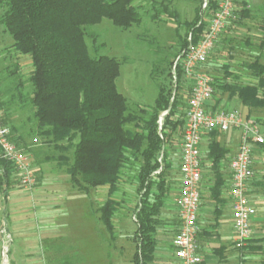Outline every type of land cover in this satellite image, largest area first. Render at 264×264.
<instances>
[{
    "label": "trees",
    "instance_id": "1",
    "mask_svg": "<svg viewBox=\"0 0 264 264\" xmlns=\"http://www.w3.org/2000/svg\"><path fill=\"white\" fill-rule=\"evenodd\" d=\"M135 1L142 0H0V27L11 38V48L28 57L32 68L28 77L31 92L25 95L23 83L17 81L9 104L28 102L33 109L35 134L58 152H72L71 160L67 156L58 158L68 163L65 172L72 187L85 194L91 189L107 188V197L97 212L112 241L117 235L116 219L124 207L123 200L113 195L124 176L133 180L137 203L133 209L136 229L132 262L146 264L152 260L157 217L167 191L169 164L165 151L171 148L184 125L178 92L185 81L184 74L178 63L175 78L171 71L177 56L189 45L188 36L193 44L201 38L215 4L210 0L205 11L201 5L199 14L184 23L188 33L168 65L174 89L157 85L153 105L135 112L116 87L120 64L111 57L91 56L86 44L87 36L96 43L86 30L103 19L123 30L140 24L141 8L134 5ZM152 11L150 19L154 22L163 14L179 23L167 4L161 2ZM240 13L248 17V10ZM246 68L256 84H216L213 79V93L216 86L221 95L227 94L238 99L243 107L264 113V63L256 59ZM2 106L8 109L0 99ZM2 123L6 126L4 120ZM9 130L12 142L27 154L29 144L21 136L14 138L12 128ZM209 134L215 136L220 132ZM227 152L216 142L209 144L207 157L213 169L216 170ZM2 167L0 192L6 197L12 168L4 162ZM260 186L264 192V179ZM223 188L224 181L215 172L210 199L220 203Z\"/></svg>",
    "mask_w": 264,
    "mask_h": 264
},
{
    "label": "rangeland",
    "instance_id": "2",
    "mask_svg": "<svg viewBox=\"0 0 264 264\" xmlns=\"http://www.w3.org/2000/svg\"><path fill=\"white\" fill-rule=\"evenodd\" d=\"M153 1L155 5L152 4ZM161 2L167 4L176 14L179 23L163 14L157 22L150 19L154 13L152 7H156ZM202 3L203 0L135 1L134 5L141 8L140 24L123 30L103 19L100 24L86 30L87 35L96 39V43L93 44L89 36L86 38L90 55L111 57L120 64L119 76L115 83L118 92L126 98L130 110L137 112L140 107L152 106L158 93L157 85L171 91L174 89L173 80L168 76V65L176 56L188 33V27L184 23H189L196 14H199ZM242 8L238 1L234 17L229 20L224 32L201 66L216 84L254 85L257 81L247 70L246 65L256 59L264 63V2L255 0L254 5L246 8L248 10L246 18L240 13ZM189 39L191 42L190 35L188 41ZM8 42H12L11 38L2 32L0 27V99L10 107L12 113L10 128L15 134L14 138H17L16 132L22 133L21 137L25 140V144L31 147L40 145L46 147L45 139L35 134L32 116L29 117V122L24 121L22 114L18 112L20 103L15 101L9 104L10 96L15 94L17 81L23 83L24 94L31 92L28 77L32 68L28 57H23V61L17 62L16 56L19 54L12 52L11 47L7 45ZM190 88V83L184 81L181 90L178 91L182 98L181 114L186 107ZM220 95L215 86L213 98H218ZM248 115V118L254 119L260 126L264 138V113L260 110H251ZM178 140L179 137L176 141ZM49 147L48 152H40L49 159H55L52 166L56 177L54 184L56 197L52 220L58 221L59 227L55 228L53 225L40 229L36 227L34 233L37 238L33 243L26 242L32 237L30 234L27 236L29 238L21 235V238H14L9 245H6L5 238L0 233V264H133L135 226L132 218L134 205L137 203L133 180L124 176L115 193L117 199L123 200L124 206L116 219L115 241L110 240L108 233L103 229L100 234L101 240L96 245L93 243L89 246L88 252L85 253L87 247L81 242L79 223L82 194L69 183L65 172L68 163L58 160L61 156H67L68 160H71L72 152L61 153L52 146ZM30 151L28 149L25 152L31 158ZM37 185L38 180L32 189L20 188L15 182H11L7 187V194L16 191L28 200L30 218L33 220L36 210L33 193ZM105 192L106 188L91 189L87 194L88 204L98 208ZM3 196L0 192V206L4 204L1 198ZM2 219L0 214V221ZM1 224L0 222V232ZM15 249L18 250V259L13 258Z\"/></svg>",
    "mask_w": 264,
    "mask_h": 264
},
{
    "label": "crops",
    "instance_id": "3",
    "mask_svg": "<svg viewBox=\"0 0 264 264\" xmlns=\"http://www.w3.org/2000/svg\"><path fill=\"white\" fill-rule=\"evenodd\" d=\"M238 1L241 7H243V10H246V8H249V6H252L255 3V0H237L236 10ZM7 45L11 47L12 42H8ZM10 49L14 54H17L12 48ZM16 58L18 59L17 62H21L24 59L23 56L20 55H17ZM200 70L205 72L202 67ZM184 79L190 83L192 88L193 81L185 77ZM220 109H235L246 117L249 116L248 114L251 111L248 108L243 107L238 99L230 98L227 94H222L221 96H218V98L212 97V99L207 102L206 110L208 112H215ZM18 112L22 114L24 121L26 120L29 122V117L32 115L33 109L30 104L26 102L19 105ZM0 115L6 126L10 128L12 125V113L9 107L7 109L2 106V108H0ZM182 130L179 135V140H175L171 148H167L165 151L167 155V163L169 164V169L167 171L168 174L166 176L167 191L163 199L159 216L157 217V224L154 233L155 247L152 254V260L146 264H177L171 241L177 233L179 226L176 199L179 197L181 189L179 169ZM260 130L262 133L261 128ZM16 133L17 138H20L22 133ZM239 139L240 132L237 130H231L227 133H220L215 136L209 133H203L201 137L199 145L202 159V179L200 184L201 199L197 215L196 236L198 253L202 259L201 264H264V192L260 186L264 179V146L258 144L252 145L251 170L253 172V177L248 183L247 190L249 202L255 210V215L251 219V229L253 235L245 248L237 249L235 246L232 203L229 190V162L237 152ZM211 142L218 143L221 148L228 151L225 158L219 162L216 170L212 168L211 160L207 157L208 146ZM49 148V146L45 147L44 145L30 146V152H32V157L30 158L32 168L38 180L37 189L33 193V200L36 209L34 211V220L30 218L31 213L29 211V202L22 196V194L16 191H11L6 197H1L4 204L3 206H0V214L3 218L0 222L5 224L6 234L10 239L7 245H9L14 238L19 239L24 235L27 237L30 234L32 237H27L30 240H27L26 242L32 241L33 243L37 238V236L35 238L36 234L34 233L36 227L38 229L45 228L50 225H53L55 228L59 227L58 221L55 219L52 220V210L55 207L54 204L56 197V193L54 191L56 177L54 173L55 170L52 166L54 165V161L43 155L45 151L48 152ZM215 172H218L224 181V188L221 191L220 203L211 200L209 197L210 188L214 183ZM206 182H208L207 185H204ZM81 194L80 201L82 206L80 207L79 222L81 232L80 238L81 242L87 247L85 249L86 253L88 252L89 246H92L93 243L96 245L97 242L101 240L100 234L104 229V226L99 220V214L97 212L98 208H94L90 203L88 204V193L85 194L81 192ZM106 197L107 188L100 205L105 201ZM113 197L117 199L115 194ZM132 221L136 229L134 216ZM10 237H12V239ZM17 251L16 249L14 250L13 258L18 259Z\"/></svg>",
    "mask_w": 264,
    "mask_h": 264
},
{
    "label": "built area",
    "instance_id": "4",
    "mask_svg": "<svg viewBox=\"0 0 264 264\" xmlns=\"http://www.w3.org/2000/svg\"><path fill=\"white\" fill-rule=\"evenodd\" d=\"M209 1L203 0L202 11L208 9ZM212 1L215 4V11L207 22L206 30L196 44L191 43L189 39V45L177 56L171 71L175 78V66L178 63L184 77L193 81L183 117L179 169L181 189L176 199L179 226L171 241L177 264L202 262L196 236L202 179L199 145L203 133L213 131L227 133L231 130L240 132L237 152L229 162V190L236 248H245L253 235L251 219L255 215V210L247 194L248 183L253 177L251 152L253 144H264V138L256 121L243 116L235 109H220L215 112L206 110L207 102L213 97V78L200 68L224 32L227 23L234 17L237 0ZM2 162L11 166V181L20 188L32 189L36 186L37 180L30 157L12 142L10 130L2 123L0 117V178L4 173ZM1 234L7 245L10 239L6 234L5 224H2Z\"/></svg>",
    "mask_w": 264,
    "mask_h": 264
},
{
    "label": "water",
    "instance_id": "5",
    "mask_svg": "<svg viewBox=\"0 0 264 264\" xmlns=\"http://www.w3.org/2000/svg\"><path fill=\"white\" fill-rule=\"evenodd\" d=\"M163 115H165V114H163ZM162 118V117H161Z\"/></svg>",
    "mask_w": 264,
    "mask_h": 264
}]
</instances>
